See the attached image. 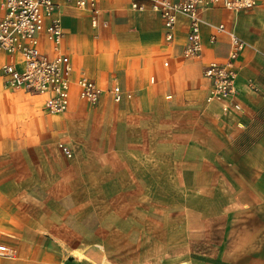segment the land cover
Listing matches in <instances>:
<instances>
[{
  "label": "crops",
  "instance_id": "0c3cea01",
  "mask_svg": "<svg viewBox=\"0 0 264 264\" xmlns=\"http://www.w3.org/2000/svg\"><path fill=\"white\" fill-rule=\"evenodd\" d=\"M132 1H99L106 28L91 27L86 11L60 8L73 79L91 78L102 89L98 104L72 87L68 109L48 114L42 97L5 86L0 72V244L15 250L0 264H82L78 245L114 243L113 234L101 239V227H115L101 197L143 208L153 191L157 204L172 197V228L207 247L200 264H264V0L203 17L245 43L236 67L242 112L228 116L205 102L202 75L225 60L227 35L211 44L203 26L201 54L185 59L187 18L167 44L160 18L132 11ZM8 60L1 54L0 68ZM113 84L124 93L119 103L108 93Z\"/></svg>",
  "mask_w": 264,
  "mask_h": 264
},
{
  "label": "built area",
  "instance_id": "2783aa9c",
  "mask_svg": "<svg viewBox=\"0 0 264 264\" xmlns=\"http://www.w3.org/2000/svg\"><path fill=\"white\" fill-rule=\"evenodd\" d=\"M99 1L0 0V55L9 58L0 68L5 86L42 97V109L48 114L64 113L68 109L72 87L77 89L81 101L89 105L98 104L102 89L83 72L73 79L71 61L63 50L65 33L60 8L62 5H72L86 11L91 27L106 28L107 22L101 21ZM255 5V0H134L130 9L156 14L162 22L163 38L167 44L175 39L179 17L187 18L188 30L183 49L185 59L201 54L203 26L212 30L209 37L211 44L216 42L217 34L227 35L229 49L225 60L207 64L202 75L209 83L205 102L219 105L223 115L228 116L242 112L237 97L236 67L245 43L233 31L227 30L224 24L206 23L203 17L211 10L237 14ZM44 46L48 47V52L43 50ZM247 86L257 91L252 80H248ZM108 93L114 103L121 102L124 96L118 84H113ZM61 150L67 158L72 157L66 147L61 146ZM0 258H15V250L0 244Z\"/></svg>",
  "mask_w": 264,
  "mask_h": 264
},
{
  "label": "rangeland",
  "instance_id": "374dc122",
  "mask_svg": "<svg viewBox=\"0 0 264 264\" xmlns=\"http://www.w3.org/2000/svg\"><path fill=\"white\" fill-rule=\"evenodd\" d=\"M171 198L161 196L157 204L153 191V195L148 196L147 206L140 208L139 203H125L123 196L101 197L103 204L113 207L115 216V227L99 229L101 239L113 234L114 243L80 244L81 250L75 252V257L82 264H195L190 260L200 264L207 247L189 243L185 234L180 236L179 230L172 228V216L179 213L169 210ZM175 202L179 203L177 197ZM101 223L107 225V219ZM125 239L131 243L126 245Z\"/></svg>",
  "mask_w": 264,
  "mask_h": 264
}]
</instances>
